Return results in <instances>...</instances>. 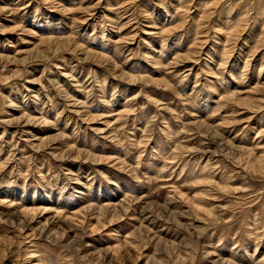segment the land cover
<instances>
[{
    "label": "rangeland",
    "instance_id": "obj_1",
    "mask_svg": "<svg viewBox=\"0 0 264 264\" xmlns=\"http://www.w3.org/2000/svg\"><path fill=\"white\" fill-rule=\"evenodd\" d=\"M0 264H264V0H0Z\"/></svg>",
    "mask_w": 264,
    "mask_h": 264
}]
</instances>
